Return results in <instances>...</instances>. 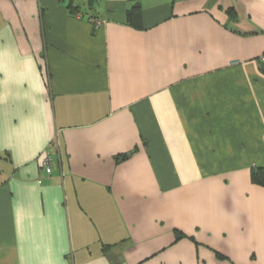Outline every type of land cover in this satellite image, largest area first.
<instances>
[{
  "label": "crops",
  "instance_id": "1",
  "mask_svg": "<svg viewBox=\"0 0 264 264\" xmlns=\"http://www.w3.org/2000/svg\"><path fill=\"white\" fill-rule=\"evenodd\" d=\"M67 1L0 0V264H264V0Z\"/></svg>",
  "mask_w": 264,
  "mask_h": 264
},
{
  "label": "trees",
  "instance_id": "2",
  "mask_svg": "<svg viewBox=\"0 0 264 264\" xmlns=\"http://www.w3.org/2000/svg\"><path fill=\"white\" fill-rule=\"evenodd\" d=\"M93 6V0H88L87 3L83 0H68L67 8L74 15H84L87 13V10L91 9ZM139 8V5H136ZM230 14H235L234 10L229 11ZM133 15L131 13V21ZM264 66V64H263ZM126 157V156H125ZM252 181L258 185L264 187V167L253 168L251 173Z\"/></svg>",
  "mask_w": 264,
  "mask_h": 264
},
{
  "label": "built area",
  "instance_id": "3",
  "mask_svg": "<svg viewBox=\"0 0 264 264\" xmlns=\"http://www.w3.org/2000/svg\"><path fill=\"white\" fill-rule=\"evenodd\" d=\"M260 59H261L262 64H264V53L261 55ZM53 161L54 159H53L52 152L50 151V149L47 148L41 154L40 163H41V166L46 170L48 174H51L53 170V166H54Z\"/></svg>",
  "mask_w": 264,
  "mask_h": 264
}]
</instances>
